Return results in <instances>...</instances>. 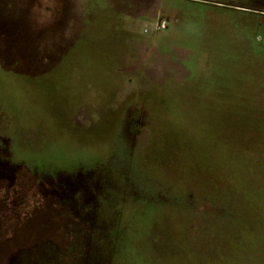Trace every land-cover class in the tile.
<instances>
[{
    "label": "rangeland",
    "instance_id": "374dc122",
    "mask_svg": "<svg viewBox=\"0 0 264 264\" xmlns=\"http://www.w3.org/2000/svg\"><path fill=\"white\" fill-rule=\"evenodd\" d=\"M0 264H264V0H0Z\"/></svg>",
    "mask_w": 264,
    "mask_h": 264
}]
</instances>
